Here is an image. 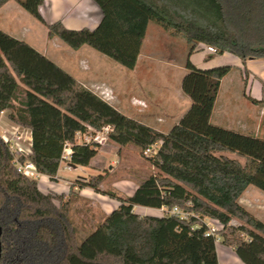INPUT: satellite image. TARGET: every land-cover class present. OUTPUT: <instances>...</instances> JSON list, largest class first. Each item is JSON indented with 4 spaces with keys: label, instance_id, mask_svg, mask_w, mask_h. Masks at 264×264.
I'll use <instances>...</instances> for the list:
<instances>
[{
    "label": "trees",
    "instance_id": "obj_1",
    "mask_svg": "<svg viewBox=\"0 0 264 264\" xmlns=\"http://www.w3.org/2000/svg\"><path fill=\"white\" fill-rule=\"evenodd\" d=\"M17 1L45 24L49 37L73 49L86 44L126 68L136 64L150 21L184 39L188 55L203 43L242 62L264 57V0L173 5L185 15L152 0H94L102 17L93 29L46 23L39 12L44 0ZM184 66L181 90L191 104L163 133L125 115L26 41L0 29V113L9 109V119L31 133L30 152L20 161L29 160L38 173L55 179L66 144L71 164L87 165L97 153L100 144L77 142V132L110 126L108 139L135 145L156 170L130 196L101 190V174L75 179L71 189L90 187L119 202L79 240L70 198L43 192L36 180L19 173L0 137V264H218L217 237L243 264H264V221L238 202L248 185L264 192V139L209 121L229 65L202 69L187 57ZM152 144L155 154L144 156ZM221 152L236 153L245 162ZM134 205L178 206L192 214L186 219L141 215ZM204 217L221 224L215 235L206 233ZM233 218L239 224H231Z\"/></svg>",
    "mask_w": 264,
    "mask_h": 264
},
{
    "label": "crops",
    "instance_id": "obj_2",
    "mask_svg": "<svg viewBox=\"0 0 264 264\" xmlns=\"http://www.w3.org/2000/svg\"><path fill=\"white\" fill-rule=\"evenodd\" d=\"M39 12L46 23L60 21L69 29H93L102 17L101 9L94 0H44L39 6ZM0 29L17 39L26 41L99 96L103 97L101 93L103 88L109 89L112 96L110 98L103 97L106 101L125 115L163 133L168 132L179 121L191 104L189 97L181 90V80L186 72L184 66L186 58L188 57L196 67L202 69L229 65L230 70L220 79L209 121L214 125L264 139V57L247 58L242 62L239 57L230 52L212 53L207 50L206 44L198 43L189 55L187 51L183 52V57L177 63L180 69L177 81L178 99L170 104L158 102L157 106L167 111L162 114L156 111L157 109H154L149 102L134 98L133 94H130L128 99L121 97L112 83L96 76L94 67L91 65L86 64L84 65L86 69L81 68L79 60L76 58L79 55L77 51L82 49L83 45L73 49L59 38L49 37L45 24L27 12L17 0H7L0 6ZM147 29L136 64L133 68H126L129 71L125 75L127 81L133 79L138 68L148 69L149 60L154 59L155 55L151 52L152 41L147 37ZM171 37V39H175L173 36ZM174 41H169V46L173 45L172 51L166 49V52L171 55L176 48V41ZM180 49L183 50L184 47L181 46ZM162 61L175 64L174 60L164 57ZM234 72L237 80H227ZM135 100L143 102L144 105L135 104ZM9 112V109H5L0 113V135L11 133L13 129H16L24 139L23 144L31 145L30 130L12 122L8 116ZM219 154L236 158L242 164L245 162L242 157H233V152ZM151 172H156V170L148 160L140 156L136 148L129 144L120 145L106 138L87 165L71 164L67 158L59 163L55 179L39 174L36 181L43 192L51 190L67 196L70 192L72 206L75 210L84 213L85 220L88 222L80 220V223L91 228L102 215L117 208L119 202L117 199L96 192L90 187L75 185L71 189V184L75 179L101 174L103 176L102 183H108L112 191L130 196L138 183ZM102 183L99 188L109 190L104 188ZM238 202L253 216L264 221L263 191L253 185H248L240 195ZM79 203L81 204L78 205ZM133 210L141 215L162 214L161 208L141 205H134ZM90 220L92 222H89ZM231 224H239V221L233 218ZM220 226L217 224V227L220 228ZM219 245L222 255L217 247L218 243H216L218 264H243L231 247L221 242Z\"/></svg>",
    "mask_w": 264,
    "mask_h": 264
},
{
    "label": "rangeland",
    "instance_id": "obj_3",
    "mask_svg": "<svg viewBox=\"0 0 264 264\" xmlns=\"http://www.w3.org/2000/svg\"><path fill=\"white\" fill-rule=\"evenodd\" d=\"M158 4H167L171 7V9H175L176 7L173 5H179L181 2L190 3V0H152ZM173 7V8H172ZM179 12L178 8L175 9ZM184 11H180L179 13L185 15ZM171 34L165 31L160 25L150 21L148 24L147 29V37L150 38L152 41V50L151 52L154 53V59L149 60L148 69L144 70L142 67L137 69L133 79L128 81L125 79V75L128 74L129 71L126 67L122 66L121 64L117 63L113 59L109 58L108 56L100 53L99 51L95 50L94 48L84 44L82 49L78 52V57L76 59L79 60L80 67L86 69L84 65L89 64L94 67L96 76L100 79H106L109 83H112L116 89L117 93L120 94L121 97L128 99L130 94L134 95L136 99H142L145 102H149L154 109H157L159 113H167L163 108H159L157 106L158 102H167L168 104L172 103L174 100L178 99L177 90H178V77L180 73V69L178 68V62L183 57V52L188 50V43L184 41V39L180 37L173 36L175 39H171ZM176 41L175 49L173 54H169L166 52L167 50L172 51V46H169V41ZM174 41V42H175ZM170 42V43H171ZM167 43V44H166ZM166 44V45H165ZM174 44V43H173ZM183 46L184 49L181 50L180 47ZM163 57L167 59L174 60L175 64L163 62ZM82 59V61H80ZM77 66V64H75ZM233 74V75H232ZM227 80H234L236 81L237 78L235 77V72L232 73ZM238 82V81H237ZM110 92V90L108 89ZM112 94L109 93V97ZM137 105H144L143 102L139 100L134 101ZM169 119L171 117H168ZM138 150L135 145L129 144ZM232 153V152H229ZM233 157H237L236 153H233ZM106 172V170H105ZM91 177V176H90ZM80 179H83L81 177ZM75 181V180H74ZM103 184V183H102ZM104 188L111 190L108 183H104ZM112 191V190H111ZM65 198H71L70 194L64 195ZM79 203L78 205H80ZM72 209V217L77 225L78 229V238L79 240L82 239L89 231V226H83L80 223V220L88 223L85 220V214L81 211H77L74 209V206L71 204ZM94 210V208H93ZM89 222H92L91 220ZM87 229H89L87 231ZM218 242V246L220 245ZM219 251L221 254V250L219 247ZM234 254V253H233ZM222 255V254H221ZM222 258V257H221Z\"/></svg>",
    "mask_w": 264,
    "mask_h": 264
},
{
    "label": "built area",
    "instance_id": "obj_4",
    "mask_svg": "<svg viewBox=\"0 0 264 264\" xmlns=\"http://www.w3.org/2000/svg\"><path fill=\"white\" fill-rule=\"evenodd\" d=\"M206 48L209 52H212V53L215 52V48L212 46L207 45ZM101 93L103 94V97L110 98L109 97L110 92L107 90V88H103L101 90ZM87 128L90 131H92V133L91 132L90 133L89 132H77L76 133L77 142L79 143L96 142L98 144H102L107 138V133L112 129L110 126H106L103 129L98 130V131H93V129L90 126H87ZM0 137L2 138L4 143L8 146L10 152L12 153V157H13L12 163L16 167V170L19 173L23 174L24 176L28 177L29 179L37 180L40 173L36 171L34 165L29 160L20 161L21 156H25L30 152V145L25 146L23 144L24 139L22 135L16 129H13L11 133H8V134L2 133ZM156 149H157V144H152L144 148L142 153L144 156H153L156 152ZM71 152H72L71 145L66 144L63 150V154H62L63 160L69 158L71 155ZM161 213L174 214V215L179 216L181 219H186L189 217V215L192 214V213H189L179 208L178 206H173L170 209L161 207ZM202 221L204 222L207 228L206 233L210 235H215V233L219 229V227H217V224H220L219 221L213 218H209V217H204ZM215 241L216 243H218L220 239L217 237Z\"/></svg>",
    "mask_w": 264,
    "mask_h": 264
}]
</instances>
